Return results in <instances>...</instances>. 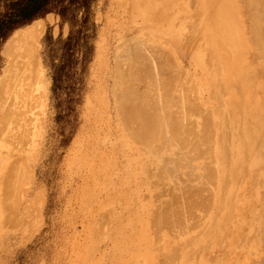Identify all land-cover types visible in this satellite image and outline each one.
<instances>
[{"label": "rangeland", "instance_id": "rangeland-1", "mask_svg": "<svg viewBox=\"0 0 264 264\" xmlns=\"http://www.w3.org/2000/svg\"><path fill=\"white\" fill-rule=\"evenodd\" d=\"M19 1L0 0V23H6L16 17L12 10L14 8L10 7V5ZM68 1L63 0L59 6H54L53 2L48 6V13L32 21H24V24L16 28H13L10 24H5L4 31L0 34V264H134L135 261L138 262L136 264H148L149 262L150 264H157L156 261L158 264H163V262L164 264H171L170 260L172 264H197V262H199L198 264H252V262L253 264H259V261H264V199L260 201L264 198V188H262L264 187V160H262L264 159V148L260 146L264 132H262L261 136L256 132L253 137L254 145L244 154V159L247 158L245 159L247 165L240 169L236 191V196H238L229 202L231 211L228 214L230 215L224 222L225 224L223 223L220 226V228L222 226L224 228L222 227L220 232H218L219 235L216 233L210 240H206L203 247L193 248L189 243L202 237L203 227L205 228L209 225L217 212L215 205L213 204L210 209L208 206H205V208L202 205L203 203L205 204V201L206 205L208 203L207 193L206 195H204L205 193L199 194L202 198L205 197L203 200L199 195L195 196L199 198L197 203H193L195 206L191 204L195 199L191 201L193 196L190 198L189 194H184V196L180 193L177 198L178 202L174 201V198L177 197L176 193L172 189L167 188L171 184L174 185L173 182L166 187L163 184L166 181L165 179L164 181L162 179V183L157 182V179L153 178L152 180H155L153 183L150 180L151 177L149 178L142 171L141 164L143 161L140 158L142 155L140 142H134L130 145V142L124 138L122 125L119 122L116 107H114L115 101L112 90L113 79L115 80L114 76L116 74L115 67L117 66L115 63L118 62V58H121L120 55H123L120 53L123 48L127 44L131 45L130 41L132 38L145 30L151 35L154 43H162L165 46L163 49L165 53L172 56L163 65L166 68H169L168 65L179 67L177 69L178 75L182 71V75L180 74L179 78L192 79L198 87L201 100L206 103L205 106L212 105L207 101V93L205 91L207 83H210V78H208L207 74L208 70H206L208 68L202 65L198 58L205 50L207 52L205 51L204 53L209 55L211 52L219 59L222 56L220 60L223 65H219V68L224 70L221 72L219 69V71L223 73V79L227 78L233 63L229 53L225 51L224 45L222 46L220 42L222 39L219 33L209 31L208 38H212L213 41L209 40L207 35H201L204 33L206 22H208V25H213L212 21L213 18L217 17L216 12L219 1L203 0L202 2L204 3L200 6L201 0H168V2L166 0L164 8L162 11L160 10L161 13L157 12L161 19L154 12L151 14H154L153 16L150 15L146 18L140 15L137 16L136 11H140L138 8L142 4L141 2L139 4L138 0H83L85 8H82L79 4L67 6ZM167 5L170 6L168 7ZM187 5L191 13L186 10ZM197 5L201 7L199 8L201 13ZM210 5H212V8H210ZM63 6L67 8L65 12L61 10ZM142 6L144 7V5ZM203 6L208 8L205 7V9ZM136 7L137 10H134ZM192 7L194 11H192ZM211 10L213 13H211ZM200 14L201 16L199 17L198 15ZM205 14L207 18L204 17ZM195 18H199L196 24L195 21L197 19ZM178 20H180L179 23ZM154 21L156 23L160 22L159 24L163 22L161 27L159 25L160 32L157 30L158 23L156 25L152 23ZM175 21L177 23H174ZM167 23L170 27L172 24L175 25V27L172 26L174 31L177 28L176 37L179 34V36L182 34L186 36L187 31L189 32L187 33L188 36L183 37V41L180 42V39H177L175 35H170L172 34V29L168 30L171 31L170 34L164 31L166 27L168 28ZM31 28L36 33L31 46L35 47V53L33 52L34 56L32 58L36 59L35 62L37 64L35 63L33 70H29L30 74L26 72L28 70L22 71L28 74V77L27 75L26 77L29 79H25L24 74L22 75L25 78L23 76L20 77L21 73L16 71L15 76L12 77L14 81L9 78L12 81L7 79L4 82V75H7L5 69L11 61V57L5 54V49L7 46L12 45L15 40L28 39ZM178 28H184V30L186 28L187 31L185 30L186 33H182L178 31ZM200 31L202 33H199ZM210 33H213V35ZM179 38L182 40V37ZM128 39L130 40L128 41ZM207 39L211 49L206 47L209 45L206 42ZM182 42H186V44L184 43L185 46L180 45L183 44ZM195 44L196 46L199 45L197 48L201 50L195 51L196 47L193 46ZM153 51H155L154 47ZM239 51L240 49L233 56L238 54ZM196 52L199 55L195 54ZM205 58L206 56L204 55ZM246 59L248 61H253L252 59H254L255 61L257 56L250 53ZM259 60L255 64L260 67L264 66V60L261 58ZM170 62H173V64ZM16 74L20 75L17 77ZM259 77L264 78V75H259ZM18 81L19 84L17 86ZM10 82L12 85L14 84V87L11 85L13 92L19 91L20 88L21 95L24 94L22 96L17 94V92L16 95L15 92L13 94L9 90L10 84L7 85ZM7 86L9 89H7ZM24 88L25 90H23ZM241 88L243 89V87L240 86V91L242 90ZM235 90L237 94V89ZM242 91L244 92V96H242L247 97L245 89ZM235 97L237 95H234L232 90L229 93L228 90V98L224 102L228 105L229 102L227 101H231ZM243 101L245 104L246 102L248 103L247 98H243ZM262 105L264 107L263 103ZM252 111L253 108L248 103V115L244 118L242 117L243 119L240 117L241 119L239 120L242 126H247L243 122L248 120L247 118H249V114H252ZM253 125L251 122V129L253 128L252 130L256 131L257 128ZM9 162L10 164L4 167ZM136 162L139 163L137 164ZM13 164H16V166ZM262 165L263 167L261 168ZM245 167L248 168V170H245L249 171V173H245ZM253 171L255 175L252 173ZM15 173L16 175L18 174L17 177ZM90 174H92V177ZM177 174L179 175V173ZM18 176H20V183L16 179ZM175 177L177 175L173 177V181H175ZM260 178L263 183L262 181L260 182ZM243 179L245 182H243ZM149 180L152 181L153 185L156 182L162 183V185H154L156 189ZM7 181L11 183V190H9ZM175 182L178 181L176 180ZM258 182H260V186ZM89 183L91 184L90 186ZM151 186L153 189L150 188ZM159 186L162 187L160 190H158ZM171 187L173 188V186ZM163 188H166V190ZM251 188L254 190L252 191ZM163 190L167 194L171 191L175 197L172 195V198H166L167 195L165 197V193L163 196ZM171 192L170 195L172 194ZM252 192L255 193L253 194ZM155 194L157 196L160 194L161 196L158 197V201ZM144 195L146 196L144 197ZM151 195H153V198ZM164 197L165 199H163ZM259 197L261 198L260 200ZM184 199L186 201L190 200V202H186ZM111 200L113 203H111ZM168 200L169 202L172 201V211L173 213L175 212L176 216H181L182 212H188L184 213L186 216L184 214L181 216L185 219L180 217L178 219L174 215L175 218L171 217L169 220L172 222L173 218L174 221L182 219L179 224L178 221L175 224L182 226L181 229H184L183 226L185 225H189L187 227L191 225L195 227V230L192 227L187 232V227L185 226V230L181 231H186L183 235L178 232V228V230L175 228L176 231L172 232L169 228L165 230L168 226H172V223L170 222L171 224H169V220H166L168 225L164 223L165 221L163 222L166 225L165 228V225L161 227L158 225V228L157 226L155 228L157 230L160 227V231H157L161 238L155 234V237L158 236L159 238L157 241L158 238H154L153 235L157 233L153 230L154 225H152V228L150 226L152 230L145 226L149 218L144 211L148 205L160 206L161 201H167L168 203ZM181 200H184V202ZM163 202L162 206L163 204L165 207L169 205V203ZM175 202L177 204L180 202L182 206L180 204L176 206ZM260 202H263V204L259 205ZM185 203L188 209H190L189 207L191 209L195 208L192 209V212L195 210V213H198L196 207L200 204L198 209H203V212L207 210L208 212H205L206 215L212 212L213 218L210 216L208 222H206L207 225H205L204 217H202L205 214L202 213L201 216L202 211H199L195 215H200L202 218L196 217L194 214L190 216L192 214L190 212L191 209L188 211ZM245 203L246 206L244 205ZM178 207L182 209H180L181 212ZM249 208L254 209L255 212L252 213L256 215H252ZM261 208L263 211H261ZM259 210L260 213L258 214ZM29 211L33 212L30 214ZM178 213L180 214L178 215ZM188 217H191V219L197 218L199 224H205L203 227H196V224H199L193 225V220L191 222ZM186 220H190L191 223H187ZM252 220L254 221L253 225L251 224ZM247 222L248 224L245 225ZM161 225L163 224L161 223ZM229 225L231 229L229 227L228 230L227 226ZM173 226L172 228L174 229ZM197 229L198 231L200 230V233H197ZM169 231L172 234L175 232L178 239H175V235H172ZM167 232L170 233H168L169 236H167ZM171 235L174 240H172ZM227 235L231 237L227 238ZM184 236L185 239H183ZM152 240L155 242H152ZM172 241H177V243H172ZM153 243L154 246L157 244L155 248ZM242 243L245 244L243 245ZM157 246L161 247L159 252L156 250ZM191 247V252L188 249V254L183 259V249ZM237 250L238 252H236ZM164 252L167 253V255L165 254V259H168V261L166 259L168 263L163 260L164 255L162 256V253L164 254ZM248 252L249 254H247ZM157 254H161L159 256L161 261ZM194 254L196 257H194ZM171 255L173 256L171 257ZM217 255H219V258H217ZM174 257H176V261ZM236 257L239 258L237 259ZM221 260L223 261L222 263Z\"/></svg>", "mask_w": 264, "mask_h": 264}, {"label": "bare ground", "instance_id": "bare-ground-1", "mask_svg": "<svg viewBox=\"0 0 264 264\" xmlns=\"http://www.w3.org/2000/svg\"><path fill=\"white\" fill-rule=\"evenodd\" d=\"M165 1L166 0H138L139 4H140V2L142 3V4H140V6L142 7V10H141V7H139V5H138V7H139L138 10L140 9V11L139 12L136 11L137 16L140 15L141 17L146 18L147 16H150L152 14V12L157 13L159 11L158 13H161L160 10L162 11V9L164 8ZM175 1H177V0H175ZM202 1L203 0H201L200 6L204 3ZM218 1H219V4H217L218 9L216 12L217 17L213 18V16H212L213 25H208V22H206L207 24L204 26V33H202L201 31L199 33H202L201 35H204V36L207 35V38L209 36L208 35L209 31L210 32L216 31L217 34L219 33L220 38L222 39V41H220V42H221L222 46L224 45V47L226 49L225 51H227L229 53V57H230L231 61H233V63L231 64V68L228 72L227 78L223 79V77H222L223 73H221V72L224 69L219 68V65H223L221 63V60H220L222 58V56H220L221 58L219 59L217 56H215V54H213L211 52L208 55L207 53H204L206 50L202 54H200V56L198 58L199 62L208 68L206 70H208L207 74L209 76L208 78H210V83H207V87L205 88V91L207 93V97H206L207 101L210 102L212 105H210L208 107L205 106L206 103H204L201 100V98L199 96L198 87L192 79H180L179 78V75L182 73V71H181V73L178 75L179 72H177V69L179 67H177L176 65H168L169 68L172 66L174 67V68L172 67L173 69L172 68L169 69V68H166L165 65H163V63L165 61H167V59L172 57V56L165 53V51L163 50L165 46L162 43H159V42L157 43L156 42L157 40L155 41L156 43H154V40H152L153 38L151 37V35L146 30L144 32L136 34L134 37L132 36L133 38L130 41L131 45H128V44H127V46L125 45L126 47L123 48L124 52L119 51L123 55L122 56L120 55L121 58H118L119 59L118 62L115 63V64H117V66H116L117 68L115 67L116 74H115V76L113 75L115 77V80L113 79L114 85H113V90H112L113 96H114V101H115L114 107H116L119 122H121V125H122V131H123L124 138L130 142V145H131V143H134V142L135 143L140 142V144H139L140 145V151L142 153L140 158L142 159L141 161H143V163L141 164L143 173L148 175L149 178L151 177L150 180H152L153 178H156L157 182H162V179H163V181L165 179L167 181V183H165L166 181H164V183L163 182L162 183L166 187H167V185H169V183H171V182L174 183V185L171 184L167 188H170V190L172 189V191H174L176 193L177 197L174 198L175 197L174 193H172L171 191H169V190H168L169 192L167 191L169 194L168 195L163 190L162 191L163 196L165 193V197L167 195L166 198H172L171 196L173 195L174 201H177V198L180 195V193H182V195L189 194L188 196L190 198H191V196H193L191 201L193 199H195L192 201L191 204H193V203L195 204L198 202L197 199H199V198L195 197L196 195L204 194V193H205L204 195H206V193H207L206 197L208 199L207 200L208 203L206 205V201H205V204L202 201V203H203L202 205H204V207L208 206L209 209L212 207L213 204L215 205L216 209L215 208L214 209L217 212L214 210L216 212V214H215L216 216L214 215V218L212 217L213 215H211L212 212H209L210 215H209V213L206 215V213L208 212L207 210L203 212V209H201V210L198 209L200 204H198L199 206L196 207L198 213H199V211L200 212L202 211L201 216H202V213L205 214L202 216V217H204L203 221H205V223L208 222L210 216H211V218H213L211 220V222L209 223V225L205 228L203 227L205 223L199 224L197 218L191 219V217L190 218L188 217V219H191V222L193 220V222H194L193 225L198 223L199 225L196 224V227L197 226L203 227L202 237L201 238L199 237V238L195 239L192 243H189L192 245L193 248L203 247L205 245L206 240L207 241L210 240V238L213 235H215L216 233H217V235H219L218 232H220V230L223 227L222 226L220 228L221 224L223 225V223L227 220V218L230 215V214H228V212L231 211V206L229 205V202L234 198L236 199L238 196V195L236 196V191H237L238 182H239L240 169L244 165H247L246 160H245L247 158L244 159V157H245L244 154L249 149H251L252 146L254 145L253 137L256 135V132L259 136H261L262 132H264V107L262 105V103L264 104V78L259 77V75H264V66L260 67L259 65L255 64L256 61H260L259 58L264 60V0H218ZM167 2H168V0H167ZM199 3H200V1H199ZM196 4H198V3H196ZM142 5H144V7ZM167 6L169 7L170 5H167ZM200 6L197 5V8L198 9L201 8ZM210 6H211L210 8H212V5H210ZM205 7H207V6H205ZM215 7H216V5H215ZM166 9H167V7H166ZM134 10H137V7L134 8ZM186 10H188V11L190 10V9H188V5H187ZM192 11H194V8ZM204 11H202V12H204ZM189 12L191 13V11H189ZM158 13H157V16H158ZM200 13H201V10H200ZM211 13H213L212 10H211ZM209 14H210V12H209ZM153 15H151V16H153ZM198 16L200 17L201 14ZM164 17H165V15H164ZM204 17H206V14ZM170 18L172 19V17H170ZM159 19H161V17H159ZM159 19H158V21H159ZM195 19H197V18H195ZM153 20H155V19L153 18ZM198 20H199V18L195 21V24L198 22ZM203 20H204V18H203ZM146 21H147V19H146ZM176 21L174 23H177ZM179 21L180 20H178V23H179ZM171 22H173V21H171ZM152 23H155L154 25H156L158 23V27H157L158 31L160 30L159 25H160V27L163 25L162 24L163 22L161 24H159L160 22L156 23V21H154ZM168 23H167V26H168ZM172 26L175 27V25H173V24L171 25V27ZM141 27H143V26H141ZM171 27L169 25L168 28L166 27L167 31L165 29H164V31L166 33L170 34L171 31H168V30L174 29L173 27L172 28ZM183 27H185V26H183ZM164 28H165V26H164ZM199 28L201 30L200 26H199ZM202 28H203V26H202ZM176 29H175V31L173 30L174 32L172 31V34H170V35H172V36L175 35V37H176V34H177ZM179 29L180 28H178V31H180L182 33L183 32L186 33V31H187L186 28H185L186 31L184 30V28H182L183 30L182 29L179 30ZM150 30H151V28H150ZM126 31H127V29H126ZM187 33H189V32L187 31ZM187 33H186V36H188ZM210 34L213 35V33H210ZM35 35H36V33L34 32V29L31 28V30L29 31L28 39L15 40L12 45L7 46V48L5 49V54L11 57V61H10L9 65L7 66V68L5 69V73L7 75H4L5 76L4 80H3L4 82H5V80L15 76L16 71L21 73L20 77L23 76L22 74H24L25 77H26V75L28 77V74L23 73L22 71L25 72L26 70H28L26 72H29V74H30L31 72L29 70L34 69L33 67L37 63L35 62L36 59H34V57L32 58V56H34L33 52L35 53V50H34L35 47L31 46V45H33V44H31V42H32V40H34ZM179 35H177L176 38L180 39V42H181L184 39L183 37H186V36H184L183 34L181 36H179ZM179 37H182V40ZM186 39H188V38H186ZM208 39L206 40V42L209 44ZM129 40L130 39H128V41ZM209 40H212V38ZM200 42H201V40H200ZM182 43L183 44H180L182 46L184 45V43L186 44V42H182ZM187 43H188V41H187ZM177 44H178V42H177ZM196 44L193 45L196 47V49H194L195 51H197L198 50L197 47H199V45L196 46ZM190 45H191V43H190ZM209 46H210V44L206 47L210 48L211 46L210 47ZM213 46H214V44H213ZM153 47H154L155 51H153ZM195 47H193V48H195ZM239 49H240L239 53L236 54L235 56H233ZM174 50H175V48H174ZM199 50H201V49H199ZM191 51H192V49H191ZM167 52H168V50H167ZM176 52H178V51H176ZM120 53H118V54H120ZM250 53H253L254 55L257 56V59L255 61H254V59H252L254 61V63H253V61H251V60L248 61L246 59L248 57V55H250ZM195 54H197V52ZM166 55L169 57H167ZM197 55H199V54H197ZM204 55L206 56L205 59H204ZM221 55H222V53H221ZM117 57H119V56H117ZM32 59H34V60H32ZM171 64H173V62ZM228 68H229V66H228ZM219 69L221 72L219 71ZM19 75L16 74L17 77ZM24 76H23V78H25ZM17 77H15V78H17ZM27 77L25 79H29ZM183 78H184V76H183ZM9 80H11V79H9ZM12 80H13V78H12ZM17 80H18V78H17ZM22 80H24V79H22ZM8 84H10V89L8 86H7L8 87L7 89H9V90L13 89V88H11V85H12L11 82L7 83V85ZM18 84H19V81L17 83V86H18ZM13 85H12V87H14ZM198 85H200V84L198 83ZM240 86L243 87V89H245V93L247 94V97L246 96L243 97L244 92L242 91L243 90L242 88H241L242 92L240 91ZM18 88H17V90H18ZM235 89H237V94L235 93V91H236ZM23 90H25V88ZM228 90H229V93H230V90H232L234 95H237V97H235L234 99L232 98L233 100L230 99L231 101H227V102H229V104L227 105L224 101H226L228 98ZM20 91H21L20 88H19V91H14L15 95L17 92V94H20V96H22L24 93L21 95ZM3 92H5V91H3ZM14 92L12 91L13 94H14ZM243 98H247L248 103L253 108L252 114H249V118H247L248 120L246 122H243L247 126H242L241 123H239V120L242 117L244 118L248 115V113H247V104L248 103L246 102V104H245L243 101ZM251 122H252V124H254L253 126L257 128L256 131H253L252 130L253 128L251 129ZM238 123H239V125H238ZM260 146L264 148V136L261 140ZM136 151H137V149H136ZM262 160H264V159H262ZM9 164H10V162L8 164H6L4 167H7ZM13 165L16 166V164H13ZM15 166H14V168H15ZM262 167H263V165L261 166V168ZM9 168H7V169H9ZM15 169H14V171H15ZM245 169L248 170V168L245 167L244 171H245V173H247V172L249 173V171H246ZM20 170H22V169H20ZM177 173H179V175ZM252 173L255 175L254 171ZM15 175H16V173H15ZM17 175H16V177H17ZM91 175L92 174H90V176ZM173 175L174 176L177 175V177H179V178L175 177V181L177 180L178 182L173 181L174 180ZM245 177H248V176H245ZM245 177H244V179H245ZM19 178H20V176H18V178H16V179L20 183ZM158 179H159V181H158ZM244 179H243V182H245ZM250 180L252 181L251 178H250ZM152 181H150V183ZM154 181H153V183H154ZM261 181H262V179L260 178V182ZM7 182L9 183L8 184L9 190H11L12 189V188H10L11 183H10V181H7ZM157 182L154 184L155 186H158V185H156V184H159ZM260 182H258L259 186L261 185ZM153 183H151L152 186L154 188H156L153 185ZM162 183H160L159 185L161 186ZM251 183H254V182H251ZM251 183H250V185H251ZM262 183H263V181H262ZM90 185L91 184L89 183V186ZM152 186L150 187L151 189H153ZM160 186H159L158 190H160V188H162ZM171 186H173V188ZM239 187H241V186H239ZM247 187H249V186H247ZM262 188H264V187H262ZM6 189H8V188H6ZM163 189L166 190V188H163ZM138 190H140V189H138ZM253 190L254 189H252V191ZM138 192H140V191H138ZM155 192H157V191H155ZM170 192L172 193L171 195H170ZM3 193H5V192H3ZM247 193H248V190H247ZM160 194H159V196H157V194H155V196L157 197V201L159 200L158 197L162 196V194H161V196H160ZM260 195H262V193H260ZM145 196L146 195H144V197ZM152 196L153 195H151V197ZM168 196H170V197H168ZM199 196L202 198L201 195H199ZM165 197L163 199H165ZM179 198H182V197H179ZM203 198H205V197H203ZM203 198H202V200H203ZM260 199L261 198L259 197V200ZM263 199L264 198H262L260 201H263ZM171 200L173 201V199H171ZM184 200H181V201L184 202ZM172 201L169 202V200H168L169 205H166L167 207H165L164 204L162 206L163 201H161L160 206L158 205L159 208H157L158 206L154 207V206L148 205L147 209L144 211V213L149 218L146 221L145 226L149 227V228L151 226V228H152L153 227L152 225H154L153 230H155L156 226L158 228V225H160V227L164 226L166 223L168 225V221H166V220H169V218H171V217L175 218V216H176V214H174L175 212L173 213V211H172L173 210ZM187 201L190 202V200H187ZM177 202H175L176 206L178 204H180V202L178 204H177ZM199 202H200V200H199ZM111 203H113V201ZM163 203H167V201H164ZM254 204H255V202H254ZM260 204H263V202H260L259 205ZM244 205L246 206V203ZM174 208L176 211L175 206H174ZM189 208L191 209V207H189ZM205 208H204V210H205ZM235 208H237V207H235ZM178 209H179V207H178ZM180 209H179V211H180ZM186 209H188L187 204H186ZM190 209H188V211ZM192 209H195V208H192ZM192 209L190 211L192 213L190 216H192L193 214L194 215L198 214L197 212L196 213L194 212L195 210H193V212H194L193 213ZM263 209L261 211H263ZM242 210H243V208H242ZM109 211H110V209H109ZM183 211H184V208H183ZM210 211H212V210H210ZM249 211L251 213L255 212V210L251 209V208H249ZM32 212H30V214ZM105 213H106V211H105ZM184 213H188V212L187 211L182 212L181 216H183ZM259 213H260V210H259L258 214ZM107 214H108V210H107ZM179 214L180 213H178V215ZM253 214H255V213H252V215ZM255 215H254V217H255ZM181 216H176V217L178 219H179V217L184 218ZM195 216L200 217V215H198V216L195 215ZM248 216H249V214H248ZM202 217H200V218H202ZM233 217H235V216H233ZM174 218H173L172 222H171V220H169V224L172 223L171 224L172 226L174 224V226H173L174 229L172 228V226H168L165 230H167L168 228L171 232L174 231L175 228L179 229V230L177 229L178 232L185 230L186 225L183 226L184 229L183 228L181 229L182 226L176 225L175 222H177L178 220L174 221ZM180 220H182V219H180ZM180 220L178 221V224L180 223ZM199 220H201V219H199ZM234 220H235V218H234ZM186 221H187V223L190 222V220H186ZM251 222H252L251 224L253 225L254 221L252 220ZM161 223L163 225H161ZM247 224H248V222L245 223V225H247ZM175 225H176V227H175ZM205 225H207V223ZM177 226H179L180 228ZM187 226H189V225H187ZM160 227H159V229H157L158 231H160ZM165 227H166V225L164 226V228ZM192 227L195 230V227L190 225V227L186 228L187 232H188V229L189 228L191 229ZM200 227H199V229H200ZM229 227L231 229V226L229 225V226H227L228 230H229ZM259 228H260V226H259ZM161 229H163V228H161ZM157 230L154 231V232H157V233L153 234L154 238H158V236H159ZM234 231H236V230H234ZM94 232H96V231L94 230ZM109 232H110V230H109ZM116 232H118V231H116ZM169 232H167V234ZM194 232H196V231H194ZM198 232L200 233V230L198 231V229H197V233ZM261 232H263V230H261ZM144 233H146V232H144ZM181 233L183 235V233L185 234L186 231L185 232L183 231ZM155 234L158 236L155 237ZM169 234L167 236H169ZM172 235H175V232ZM172 235H171V237H172ZM178 235L182 236L181 234H178ZM195 236H198V235H195ZM174 237H175V239L176 238L178 239V237H176V235ZM191 237H192V235H191ZM228 237H231V236L227 235V238ZM243 237H244V235H243ZM159 238H161V237L159 236ZM159 238L157 239V241L159 240ZM186 238H188V237H186ZM183 239H185V236L183 237ZM188 239H190V238H188ZM241 239H240V241H242ZM172 240H174L173 237H172ZM236 240H238V239H236ZM153 241L154 240H152V242ZM156 243H158V242H156ZM172 243H177V241L176 242L172 241ZM242 244L244 245L245 243H242ZM160 245H162V244H160ZM228 245H229V243H228ZM153 246H154V243H153ZM155 246H154V248H155ZM157 247H158V249H157ZM157 247H156V250H157V252H159V248L161 249V247H159V246H157ZM171 247H173V246H171ZM192 247L183 249V256H182L183 259H184V256H186L188 254V249H189V252H191ZM215 249H216V247H215ZM218 249H219V247H218ZM153 250H155V249H153ZM176 250H177V248H176ZM223 251H225V250H223ZM231 251H232V249H231ZM166 252H164V254L162 253V256L164 255V258H163L164 261H166V259H167V258L165 259V256L167 255ZM236 252H238V250ZM250 253H251V251H250ZM221 254H222V252H221ZM247 254H249V252ZM160 255L161 254H157L158 257ZM226 255H227V253H226ZM256 255H257V252H256ZM172 256L173 255H171V257ZM218 256L219 255H217V258H219ZM223 256H224V254H223ZM194 257H196L195 254H194ZM213 257H214V254H213ZM262 257H261V260H262ZM175 258L176 257H174V260L176 261L177 259H175ZM208 258H209V256H208ZM220 258H223V257H220ZM226 258H227V256H226ZM258 258H259V256H258ZM159 259H160V257H159ZM240 259H242V258H240ZM160 261H161V259H160ZM167 261H168V259H167ZM178 261H180V259H178ZM262 261H259V262L262 263ZM136 262L137 261H135L134 264H136ZM169 262L172 264L171 260ZM214 262H215V260H214ZM222 262L223 261L221 260V263ZM139 263H141V262L139 261ZM156 263L158 264L157 261H156ZM198 263L199 262H197V264ZM210 263H212V262H210ZM226 263H228V262H226ZM263 263H264V261H263ZM148 264H150V262ZM163 264H164V262H163ZM252 264H253V262H252Z\"/></svg>", "mask_w": 264, "mask_h": 264}, {"label": "trees", "instance_id": "trees-1", "mask_svg": "<svg viewBox=\"0 0 264 264\" xmlns=\"http://www.w3.org/2000/svg\"><path fill=\"white\" fill-rule=\"evenodd\" d=\"M62 1L63 0H20L19 2H15L13 5H10V7L14 8L12 10L16 17L6 23H0V34L4 31L5 24H10L13 28H16L17 26L24 24V21H32L33 19L48 13V6L53 2L54 6H59ZM67 4V6L71 4H79L82 8H85L83 0H69ZM66 9L67 8L63 6L61 10L62 12H65Z\"/></svg>", "mask_w": 264, "mask_h": 264}]
</instances>
